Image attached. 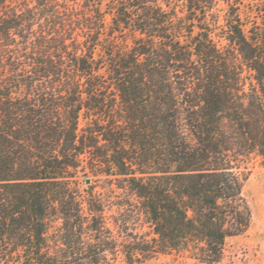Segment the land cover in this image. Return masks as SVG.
I'll return each mask as SVG.
<instances>
[{
	"label": "trees",
	"instance_id": "1",
	"mask_svg": "<svg viewBox=\"0 0 264 264\" xmlns=\"http://www.w3.org/2000/svg\"><path fill=\"white\" fill-rule=\"evenodd\" d=\"M251 153L264 165V0H0V264H109L84 162L151 229L124 264H220L250 224Z\"/></svg>",
	"mask_w": 264,
	"mask_h": 264
},
{
	"label": "rangeland",
	"instance_id": "2",
	"mask_svg": "<svg viewBox=\"0 0 264 264\" xmlns=\"http://www.w3.org/2000/svg\"><path fill=\"white\" fill-rule=\"evenodd\" d=\"M226 9L223 2L215 6L220 28L225 25ZM213 39L219 47L224 46L222 38L213 36ZM236 164L237 172L243 179L241 194L250 211V224L243 235L225 243L220 264H264V165L256 153L240 157ZM83 165L85 168L76 176V187L82 192L90 185L94 193L100 196L105 206V226L115 243L106 246L107 250L99 257L105 258L109 264H124L122 244L133 240H150L151 229L138 209L134 196L117 189L110 178L93 176L85 162ZM142 261L141 264H203L194 259L191 248L168 255H147Z\"/></svg>",
	"mask_w": 264,
	"mask_h": 264
}]
</instances>
